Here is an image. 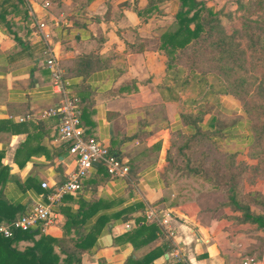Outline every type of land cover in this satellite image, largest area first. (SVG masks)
<instances>
[{"label":"crops","instance_id":"1","mask_svg":"<svg viewBox=\"0 0 264 264\" xmlns=\"http://www.w3.org/2000/svg\"><path fill=\"white\" fill-rule=\"evenodd\" d=\"M179 10L180 0H0V170L6 175L0 197L19 207L0 222L25 213L33 202L47 204L46 194L75 167L58 139L59 117L43 114L59 99L51 91L43 55L49 46L82 102L84 134L107 145L130 172L127 178H112L93 166L81 189L67 194L70 200L64 195L54 204L60 223L42 234L62 238L67 217L59 209L76 213L82 203L96 209L91 223L98 215H111L84 251L83 264L99 258L123 264L165 240L171 248L154 264H242L249 256L264 264V230L249 222L231 223L223 208L211 210L222 194L209 191L206 182L174 175L169 165L190 131L187 113L205 111L200 125L213 130L216 149L235 142L233 151H245L251 142L237 99L227 94L202 100L198 88L185 83L182 69L167 62L171 55L162 44L176 30ZM41 20L48 39L36 28ZM148 206L157 209L154 221L145 219ZM138 216L158 226L157 237L136 248L115 241L137 227Z\"/></svg>","mask_w":264,"mask_h":264},{"label":"trees","instance_id":"2","mask_svg":"<svg viewBox=\"0 0 264 264\" xmlns=\"http://www.w3.org/2000/svg\"><path fill=\"white\" fill-rule=\"evenodd\" d=\"M261 2L263 3L264 0ZM176 20V30L169 33L162 44L166 54L171 55L167 62L182 69L185 74V83H190L193 87L196 86L199 90L198 95L201 96L202 100L208 101L212 97L229 94L242 101L246 95L241 91L245 82L239 76L235 77L234 81L232 77L236 67L245 72H248V67L244 52L235 40L234 31L228 33L223 25L221 11L207 6L201 0H180V10L176 15ZM245 28L250 30V48L263 53L257 57V62L264 66V35L263 31L257 32L262 28L253 29L247 24ZM215 34L218 36L216 37ZM209 62L217 63L219 66L215 69L214 66L208 65ZM210 78L215 82H212ZM255 79L258 80L257 92L264 99V76ZM235 81L241 89L237 87ZM75 96L77 95L75 94ZM77 98L82 116V102L78 96ZM248 107L243 108L241 105L242 111L250 123L251 131V142L246 151L251 157L258 158V152L252 150L255 146V128L254 126L251 127V121L247 116L254 114L250 110V106ZM204 114V110H198L196 113L183 115L190 131L187 133L184 143L178 147L177 156L184 155L183 153L189 150L191 140L196 135L204 138L202 140L204 143L211 142L213 130H210V127L203 129L200 125ZM81 116L80 126H82ZM238 153L243 152L235 151L231 152L230 155L234 156ZM189 159L190 156L184 165L186 175H198L207 171L201 163L198 166H188ZM172 160V158L169 159L170 166H172ZM5 176L4 172L0 170V185L4 183ZM200 177L211 184L214 190L221 188V183H214L209 176ZM234 187V181H230L228 191H234ZM63 199L70 200L71 196L67 195ZM254 200V206L260 208L259 212H253L248 203L241 204L242 202L236 198L235 192H233L229 196L230 202L226 203L234 206L229 218L232 217L236 223L256 224L264 230V196L258 193ZM135 207L125 208L112 216L119 217L124 212L134 210ZM18 208V206L9 204L0 197V220L4 217L3 214L8 212H10V216L6 218L10 219ZM2 210H5V213H1ZM59 210L67 217L64 225L65 235L62 238L57 239L44 235L39 229L16 230L13 236L9 238L0 234V264H83L84 251L94 244L98 234L109 223L111 215H98L96 220L91 223L90 218L94 216L96 209L90 205L86 207L81 203L80 210L76 213L65 210V208ZM135 223L138 224L136 228L125 230L120 235L115 236L114 240L119 243L129 242L136 248L146 245L157 237L158 226L154 222L146 223L145 219L138 216L135 218ZM72 232L74 236L68 238ZM24 242L25 244L21 245ZM170 248V243L165 240L160 246L141 256H128L123 264H154V260ZM93 264H106V261L99 258Z\"/></svg>","mask_w":264,"mask_h":264},{"label":"rangeland","instance_id":"3","mask_svg":"<svg viewBox=\"0 0 264 264\" xmlns=\"http://www.w3.org/2000/svg\"><path fill=\"white\" fill-rule=\"evenodd\" d=\"M201 1L207 6L221 11V20L226 31L228 33L234 31L235 40L244 52L248 72L236 67L232 80L234 81V78L237 76L243 78L245 84L242 89L237 81H235V84H237V87L246 95L242 101L233 97L239 101L243 108L250 106V110H252L254 114V117L251 114L247 116L251 121V127L254 126L255 128V146L252 150L258 152L259 157H251L246 150L242 151L243 153L231 156L230 153L235 152L233 149L237 147L235 142L231 144L225 143L221 150L219 148L216 149L215 145L210 141L206 143L202 142L204 138L196 135L192 138V143L188 148L189 150L185 151L183 153L184 155L179 154L181 156H177L176 151L171 165L177 171L174 175L184 176L187 174L184 165L189 156L188 166H198V164L201 163L207 171L198 175L187 176H190L193 180L205 182L200 176L207 175L211 180L213 179L212 181L214 183H221V188L219 190H214L213 186L208 183L210 186L209 191L222 194V200L212 206L214 208L211 210L223 208V217L231 223H236L232 217L229 218L234 206L226 204L230 202L229 196L233 192H235L236 198L242 202L241 204H250V208L253 212H259L260 210L259 207L254 206V199L257 194L259 193L264 196V99L263 96L259 95L257 92L258 80L255 79L256 77L260 79V77L264 76V66L257 62V57L261 56L263 53L260 51L256 52L250 48V30L245 28L246 24L253 29L262 28L257 32L263 31L264 35V2L262 3L261 0ZM215 36L217 37L218 34H215ZM208 65L214 66L215 69L219 66L217 63L214 64L213 62H209ZM211 81L215 82V80L212 79ZM186 137L187 136H185V138ZM183 143L184 141L180 145ZM230 181H234L235 183L234 191L232 192L228 191V184ZM219 197L220 196L217 195V198ZM224 203L225 205H222Z\"/></svg>","mask_w":264,"mask_h":264},{"label":"built area","instance_id":"4","mask_svg":"<svg viewBox=\"0 0 264 264\" xmlns=\"http://www.w3.org/2000/svg\"><path fill=\"white\" fill-rule=\"evenodd\" d=\"M23 1L30 4L32 0ZM48 5V2L43 3L45 8ZM46 27L47 24L44 20L36 22L38 31L44 38L48 39L50 34L44 32ZM43 55L45 65L50 69L49 85L51 91L59 97L57 104L44 111L43 114L59 117L58 139L67 145L68 153L74 158L75 167L66 174L62 183L46 194L47 204L33 202L25 213L11 220L0 222V234L6 238L12 237L16 230L39 229L45 233L50 225L59 224L61 215L53 209L54 204L64 195L78 192L81 189L83 179L88 176L93 166H101L112 178H127L130 171L129 164L120 159L102 141L95 137L85 136L84 129L80 126L79 99L75 96L68 79L64 76L59 59L49 46L43 49ZM41 187L47 188L48 185L46 182H42ZM144 216L147 221H154L157 217V209L154 206H148ZM174 256L178 259L180 254L176 252ZM242 264H257V260L255 257L249 256L245 258Z\"/></svg>","mask_w":264,"mask_h":264}]
</instances>
